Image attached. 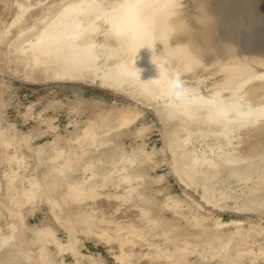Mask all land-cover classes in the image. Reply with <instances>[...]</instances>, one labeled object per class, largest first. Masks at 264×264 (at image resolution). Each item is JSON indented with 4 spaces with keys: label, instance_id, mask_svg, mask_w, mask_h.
<instances>
[{
    "label": "rangeland",
    "instance_id": "obj_1",
    "mask_svg": "<svg viewBox=\"0 0 264 264\" xmlns=\"http://www.w3.org/2000/svg\"><path fill=\"white\" fill-rule=\"evenodd\" d=\"M74 1L0 0V264H264V191L254 186L264 166L245 175L224 172L218 180L196 173L204 179L202 188L187 172L197 163L190 160L194 156L230 163L249 142L247 133L254 134L252 149L264 150V125L251 132L220 124L211 129L196 124L203 117L193 112L206 102L239 105L248 81L237 89L224 85L236 89L229 98L207 79L206 86L181 81L171 100L148 99L157 76L140 94L137 84L112 87L99 79H56L31 70L55 69L49 66L53 60L47 65V59L34 58L29 46L42 31L53 37L77 23ZM61 14L64 21L57 22ZM187 14L180 19L192 26ZM54 21L66 23L57 28ZM103 21L95 24L102 29L92 25L87 39L95 64L94 45L105 49L108 43L106 57L120 51L105 40L112 30ZM108 60L99 66L106 68ZM171 61L168 69L166 61L161 65L165 73L175 68ZM69 63L62 64L79 68ZM220 71L209 73L223 79ZM255 160L264 161V154ZM217 163L209 165L216 169ZM256 194L260 208L247 204Z\"/></svg>",
    "mask_w": 264,
    "mask_h": 264
},
{
    "label": "bare ground",
    "instance_id": "obj_2",
    "mask_svg": "<svg viewBox=\"0 0 264 264\" xmlns=\"http://www.w3.org/2000/svg\"><path fill=\"white\" fill-rule=\"evenodd\" d=\"M86 1L78 0V2L76 3L74 1L73 11H75L76 13L75 14L73 13V15L75 16L78 15L76 16L77 18L75 20V21L78 20L77 23L75 22L76 24H78L79 22L77 26H74L76 25L74 22H73L74 24L73 26H70L72 24L69 23L70 25L68 26L70 27L67 26L68 28H63L65 30L62 29V32L60 31L58 34L55 32L56 35L53 32L55 35L53 36L52 31L55 28L54 27L55 25H53L54 28L52 27L53 28L52 31H50V28H49V33H52L53 37H51L48 34L47 30H46L47 33L46 31L45 32L42 31V34H40L37 37L36 42L33 45L31 44V46H29V50L31 52H33L36 49L43 53V55L41 56H36L38 57V59L41 58L39 59V61L42 60V58H44V60L47 59L45 60L46 62L47 61L49 62V60H53L51 62L52 64L51 63L49 64L47 62V65L48 64L49 66L51 65L50 67L52 66L54 67L55 65V69L52 67L53 72H51V69L47 67H46L47 71L37 70L36 68H32V67H31V70L43 72L47 77L49 78L52 77V78L57 79V76L64 77L65 75H68V73L74 69L79 70L80 68V70H88V68L95 66L94 60L96 58L94 56V53L90 51V46L88 44L89 41H87V39H90L88 35L93 33L94 31L93 29L95 27L98 28L99 25L96 26L95 24L99 22V20L103 21L106 19V21H109L108 23H110L109 26L111 27L112 34H111V39H109L110 35L108 36L105 35L106 36L105 40H109V42L113 44V46H115L114 44H116L118 46V48L116 47L117 49H119L120 47L119 52L116 49L117 54H118L117 56L114 53H113L114 56H112V52H111L112 50L110 51L111 53H109L111 54L112 57L116 58L114 59L116 60V66L114 68L117 67L116 69H114L115 72H119L122 70L124 71L125 74L130 73V76L132 77H136L138 79L144 78L145 80H147L146 83H140L141 87L138 93L140 94L147 93L146 89L150 87L149 84L157 81L158 80L157 77H158L160 82L163 80V83H164L163 85L164 87L162 88L164 91V94L162 96H167V92L168 90H170L168 87L170 83H169V77L168 78H165V77L166 75L169 76L168 74L169 71L166 70L167 71L166 72L167 74H166L165 71L163 70L166 68H162L161 65L165 63V61L166 63L169 62L171 63V65H173L172 64L173 62L171 61L173 60L174 63L176 62L174 65L175 68L178 62L180 66L182 65L184 68L186 67L194 68V65L197 64L196 56L194 55L196 51L201 48H205L206 46H207L206 51L208 52L214 51V49H212V46L216 45L217 53L219 54L214 53L215 51L211 52V54L215 56L216 58L215 60L219 58V55L220 53H222V51H224L225 49L227 51V56L220 57L219 59L222 61V63H219V64L222 67L223 72L221 70V67L219 71L221 70L220 72L223 73L224 78H225V80L224 78L223 79L221 78L223 80V81L221 80L222 83L225 81L224 82L225 84L223 83V86L224 85L226 86V84L229 86L230 85L235 86V85H240V83L243 84L245 81H248V85L247 86L245 85L246 87H244V84L246 82L243 84V87L245 89L244 90L242 89V92L244 91L245 92L249 91V92L245 93L246 95L244 96V98H242L241 96L242 99L238 100V97L237 98L235 97V100H233V102L234 101L236 102L237 100L238 101L243 100L242 103L237 101L239 103V105L237 106L233 105L234 104L233 103L231 104L233 106H229V108H226L223 106V103L221 101L220 104L222 105L220 104L208 105L207 103H211V102H206L204 104L205 106L203 107L202 106L194 107L193 112L202 113L203 118L201 117L200 118L203 120L198 119L200 114L197 115V119L200 121L194 119L193 116L192 118L195 121H198L196 122V124L202 123L201 125L205 124L206 126H209L210 128L212 127L211 129H213L214 127L216 128L218 124H220L219 126H222L224 129H228L232 131V129L234 128V129L240 130V132L241 131L251 132L249 131V129L257 130L259 126L261 127V125H264V98H262L264 96V84L262 83L264 81V77L263 76L258 77L259 75H262L263 73L261 72V69L264 68V48L260 54L256 53V55L249 56L246 53L249 50V46L240 45V43L234 42L241 33L245 31L248 33L249 30H250V33H252L253 31L250 29L252 27V28L258 29L260 33L258 37H252L250 39H255V38L258 39V42L262 43L264 47V0H194V4L191 10L192 12L194 11V13L191 14V16L193 15L192 20H191L192 23H190L192 24V26L190 24H188L190 26L186 25L188 22H186L184 17H183V20L180 19L181 15L186 12V9L183 5L184 3L183 0H91V1L89 0V2H86ZM142 4L150 5L151 7H147L144 9H138L134 7L135 5H142ZM72 8L73 7L67 8L65 10L66 13L62 12L64 16L62 14L59 15V17L56 16L57 17L56 21L58 20L57 22H59V19H61L60 21H64L62 20L63 18L60 16H63L65 18V14H67V11L68 10L71 11ZM71 14L68 13V16L66 17L70 18L71 16H73ZM79 14L80 15L82 14L84 16L83 18V16L81 15L84 21L82 20V18L79 19L80 17ZM187 18L189 17L187 16ZM68 19L66 18L65 20H68ZM189 20L187 19V21ZM54 22L52 24H56V27L58 24L63 25V23H66V22H61L57 24L56 22L55 23ZM101 23H98V24H101ZM93 24L95 25L94 28L92 27ZM117 24L119 25L118 30L114 27V25H117ZM59 25L58 27L60 28L61 26ZM194 26H196L195 29H198L196 32H200V36L199 35L193 36L194 38H199V43H195L192 40V31L194 30ZM50 27H51V24H50ZM102 27H103V24H102ZM102 27H99V28L102 29ZM105 28L107 29V27ZM46 29L48 28L46 27ZM207 30H212V31L207 32ZM88 31L90 32L89 34H88ZM213 32H215V34ZM95 33H98V31L97 32L95 31ZM102 33L104 34V32ZM107 37L108 39H106ZM102 40L101 42L99 41L100 42L99 44L102 43ZM96 42L98 43L97 40ZM91 43L92 42H90V44ZM105 43L106 41L103 42V44ZM93 44L94 42L91 44V46ZM102 46L103 45H98V44L94 45V52L97 49V47L98 48L100 47V51L103 52V54H106L108 51L105 52V49L108 48L109 44L107 43V47L105 49ZM92 48L93 46L91 47V49ZM112 48H115V47H112ZM23 49L24 48L21 46L20 50L23 51ZM116 50L113 49L115 53H116ZM95 54L98 56L97 53ZM33 57L36 58L35 55H33ZM34 58L33 59L31 58V59L33 61L35 60V62L36 61L39 62L38 60ZM65 59L67 60L71 59V60H68V62H66ZM32 60L31 62H33ZM45 61L44 63L42 61L37 64L39 65L40 63L41 64L43 63L44 65ZM69 61L70 62L75 61V63L77 62L76 64L79 68H76L75 66L74 68L73 67L68 68L73 65V64L71 65ZM62 63H65V65L66 63H69L70 66L64 67ZM166 63L165 65H167V69L168 67H171V66H168V63L167 64ZM58 67L60 68L58 69ZM254 68H256V71L257 69L259 71L257 72L254 71L255 70ZM48 69H50V71H48ZM250 69L252 70L254 69L252 71L253 73L250 72L251 71ZM219 71L217 68V73H219ZM258 73H261V74L258 75ZM254 75H256L258 79L263 77L262 78L263 81L260 79L259 81L261 83L259 81H258L259 83L257 82L258 84L256 82H255L256 84L253 82L251 83L252 85L251 86L250 82H252L253 79H256ZM122 76H125V75L123 74ZM152 76L153 77L155 76L156 80H154ZM119 78L120 76L117 77V79ZM117 79L116 81L115 80L114 81L117 82ZM159 80H158V84L160 83ZM257 80H254V81H257ZM114 81L112 80V82ZM155 85L157 86V82ZM153 86H154V83H153ZM156 86L155 88L158 87ZM236 87L237 86H235V88ZM155 88L153 92H155L156 94L157 92ZM225 88L227 89L229 87H225ZM235 88H232V90H234ZM149 91H148V94L151 93ZM152 94L154 93H151V95ZM170 98L171 97H169V99ZM174 98H176V96ZM200 100H201V96H200ZM182 102L183 101H181V103ZM197 102H200V101L197 100ZM194 106H196V104H194ZM172 112H174L173 108L171 109V115L173 116L176 115V114H173ZM183 119L182 121H187L186 119L184 120ZM179 120H180L179 122H181V119ZM215 124L217 125L215 126ZM178 128L176 131H181V130H178ZM224 129L222 130L224 131ZM183 134H185V132ZM244 136L246 139L248 138L249 142L241 146L237 155H232L230 157V160H229L230 163L218 160L219 164L217 163L218 167L216 169H214L213 166L210 167L209 165V163L215 165L216 162H218V161L211 160L213 157L211 159H209L208 157L202 159L203 158L202 157L200 158L201 160L199 158L194 159L195 156L192 159L190 158L191 162H193L194 160L197 161V163L193 162L194 165L193 163L190 162L192 165V169L190 171L187 170V172L190 173L189 175H191L190 179H192L193 183H195L194 186L197 184L196 186H199L201 188L203 187L202 181L204 179L196 178L197 177L196 173H199V172H202V175H204L205 173L210 174L211 175L210 177L212 178V180H215V179L218 180L221 173H224V172L226 174L229 173L230 175H238V173L239 174L241 173V175H245V174L252 173V171L254 172V168L255 169L259 168V165L263 167L264 161H259V162H254V161H256L255 159L259 155H261V153L264 154V150L261 151L260 153L257 151L255 152V150L252 149V145L255 143L254 134L253 136H251L250 134L247 133ZM184 138H185V135H184ZM184 141L181 143L182 144L186 143V141L185 142ZM253 164H255L254 167H252ZM259 177H260L259 180L254 184V186L258 187L259 190L261 189L262 191H264V185H263L264 176L261 175ZM220 183H221V180L218 181L217 184H220ZM247 202H248L247 204H250V206L252 207L260 208V204L262 203L260 194L252 197L250 200L248 199Z\"/></svg>",
    "mask_w": 264,
    "mask_h": 264
},
{
    "label": "water",
    "instance_id": "obj_3",
    "mask_svg": "<svg viewBox=\"0 0 264 264\" xmlns=\"http://www.w3.org/2000/svg\"><path fill=\"white\" fill-rule=\"evenodd\" d=\"M193 4H194V0H184L183 5L186 8V11L188 14H190L192 7H193ZM190 15H189V18L191 20L192 17H190ZM104 25L108 26V22L104 21ZM196 26H194V30L192 31V40L195 43H199V38L193 37L195 35L200 36V32H196L198 30V29H195ZM250 29L253 31L252 33H250V30L248 33L245 31V32L241 33L237 37V39L234 41V42L240 43V45L249 46V50H248V52H246L249 56L256 55V53L260 54L264 48L262 43L258 42V39H256V38L250 39L252 37H258L259 36L260 32L258 31V29L252 28V27ZM211 31L212 30H207V32H211ZM213 33L215 34V32H213ZM206 48H207V46L205 48H201V49L197 50L196 53L194 54L196 56V62H197V64L194 65V68H192V67L187 68L186 65H185L186 68H184V67L181 68L180 65H179V67L176 66V68H174V69L169 68L170 71H172V70L173 71H172V73L169 72V74H170L169 83L170 84L168 87L170 90H168L167 96H164V97L162 96L164 94V91L162 89L164 86L158 84V88L154 87L156 89L157 93L152 94L154 96H152V95L147 96V98L152 99L154 97L156 99V98L160 97L162 99H164V98L166 99V98L172 97V95L176 94V92L178 93V90L180 91L181 87L179 86V84L181 81H185V83L189 82V84H191V85H192V83H196L197 85L199 83H202L203 86H206L207 79H213L214 83H218V87H217L218 91L223 93L224 98H229L234 93V90H232L230 88H227V89L222 88V85H221L222 81H220L221 77L220 76H213L211 73H209L210 71L214 72L216 68H219V66H220L219 63H222V61L219 59H220V57H226L227 51H226V49L224 51H222V53H220V55H219V58L217 60H215L216 58H215V56H213L211 54V52L215 51L214 53H217V46L216 45L212 46V49H214V51H210V52L206 51ZM97 49H99V52H97ZM97 49L95 50V53L98 54V60H97V63L95 64V66L88 68V70H76V69H74L71 72H69L68 75H65L64 77H58L57 76V78L58 79L64 78V79H70V80L79 79V78L89 79V80L99 79L102 83L109 85V86H112V87H119L122 84H124V85H126V84L127 85L128 84H131V85L137 84L140 86V83H146L147 82V80H145L144 78L138 79L136 77H132V76H130V73L125 74L124 71H122V70L119 72H115L114 69L117 68V67L114 68L116 66V60H114V58H113V60H111L112 56L106 57L105 54L103 56V52L100 51V47L99 48L97 47ZM34 51H33V55H36V56L43 55V53L39 50L35 49ZM217 54H219V53H217ZM108 55H110V54H108ZM101 56H102V58H101ZM107 59H109V60L106 62V65H105L106 68H104L103 65L99 66L100 64L103 63V61H105ZM261 72L264 73V68L261 69ZM123 74L125 76H122ZM119 76H120V78L117 79V77H119ZM116 79H117V82H115ZM112 80L113 81L115 80V81L112 82Z\"/></svg>",
    "mask_w": 264,
    "mask_h": 264
},
{
    "label": "clouds",
    "instance_id": "obj_4",
    "mask_svg": "<svg viewBox=\"0 0 264 264\" xmlns=\"http://www.w3.org/2000/svg\"><path fill=\"white\" fill-rule=\"evenodd\" d=\"M134 7L138 8V9H144V8H147V7H151L150 5H135ZM114 27L118 30L119 29V25H114Z\"/></svg>",
    "mask_w": 264,
    "mask_h": 264
}]
</instances>
